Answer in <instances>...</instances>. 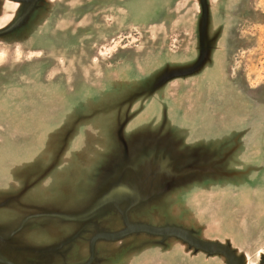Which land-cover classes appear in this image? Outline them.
I'll list each match as a JSON object with an SVG mask.
<instances>
[{
  "label": "rangeland",
  "instance_id": "rangeland-1",
  "mask_svg": "<svg viewBox=\"0 0 264 264\" xmlns=\"http://www.w3.org/2000/svg\"><path fill=\"white\" fill-rule=\"evenodd\" d=\"M118 262L264 264V0H0V264Z\"/></svg>",
  "mask_w": 264,
  "mask_h": 264
},
{
  "label": "crops",
  "instance_id": "crops-1",
  "mask_svg": "<svg viewBox=\"0 0 264 264\" xmlns=\"http://www.w3.org/2000/svg\"><path fill=\"white\" fill-rule=\"evenodd\" d=\"M119 249H122V247H120ZM123 250V249H122ZM122 250H115V251H113L112 253H106V254H109V255H116V256H119V254H117V253H122L121 251ZM120 262H118V263H113V264H119Z\"/></svg>",
  "mask_w": 264,
  "mask_h": 264
}]
</instances>
